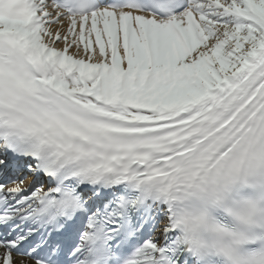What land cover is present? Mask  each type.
<instances>
[{"label":"snow or ice","instance_id":"1","mask_svg":"<svg viewBox=\"0 0 264 264\" xmlns=\"http://www.w3.org/2000/svg\"><path fill=\"white\" fill-rule=\"evenodd\" d=\"M0 264H264V0H0Z\"/></svg>","mask_w":264,"mask_h":264}]
</instances>
